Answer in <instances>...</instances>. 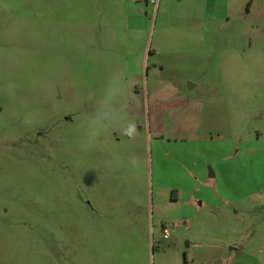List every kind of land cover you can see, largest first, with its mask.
I'll use <instances>...</instances> for the list:
<instances>
[{"label": "rangeland", "instance_id": "374dc122", "mask_svg": "<svg viewBox=\"0 0 264 264\" xmlns=\"http://www.w3.org/2000/svg\"><path fill=\"white\" fill-rule=\"evenodd\" d=\"M0 264H264V0H0Z\"/></svg>", "mask_w": 264, "mask_h": 264}, {"label": "built area", "instance_id": "2783aa9c", "mask_svg": "<svg viewBox=\"0 0 264 264\" xmlns=\"http://www.w3.org/2000/svg\"><path fill=\"white\" fill-rule=\"evenodd\" d=\"M164 233H163V237H165V238H167L168 237V235H169V232H168V230H167V228H164Z\"/></svg>", "mask_w": 264, "mask_h": 264}]
</instances>
